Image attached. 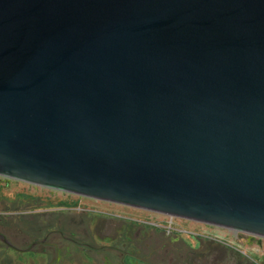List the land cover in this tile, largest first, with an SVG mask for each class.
I'll return each instance as SVG.
<instances>
[{
    "label": "water",
    "instance_id": "water-1",
    "mask_svg": "<svg viewBox=\"0 0 264 264\" xmlns=\"http://www.w3.org/2000/svg\"><path fill=\"white\" fill-rule=\"evenodd\" d=\"M0 175L264 237V0H0Z\"/></svg>",
    "mask_w": 264,
    "mask_h": 264
},
{
    "label": "flooded vegetation",
    "instance_id": "flooded-vegetation-1",
    "mask_svg": "<svg viewBox=\"0 0 264 264\" xmlns=\"http://www.w3.org/2000/svg\"><path fill=\"white\" fill-rule=\"evenodd\" d=\"M3 203V209H0V264H127L126 256L136 264H204L212 254L208 249L226 242L198 226L217 228L234 236L239 233L257 236L142 208L139 209L154 214L144 218L134 215L130 219L109 218L101 213L91 215V211L76 209L73 203L46 207V210L71 213L64 214V221L58 218L54 223L46 215V210L40 213H30V208L20 211V207L39 204L35 198L17 200L12 192L10 198H0V204ZM74 209L75 212L83 210L85 220L84 215H74ZM157 214L169 219H163L165 223L160 220L156 223L152 219ZM174 218L198 226L177 225ZM3 238L19 249L8 245ZM24 251H31L32 256L20 258L19 253Z\"/></svg>",
    "mask_w": 264,
    "mask_h": 264
},
{
    "label": "rangeland",
    "instance_id": "rangeland-1",
    "mask_svg": "<svg viewBox=\"0 0 264 264\" xmlns=\"http://www.w3.org/2000/svg\"><path fill=\"white\" fill-rule=\"evenodd\" d=\"M12 192L14 193L17 200L25 201L27 198L32 197L39 201V204L35 203L33 205H29V207L23 206L19 208L20 211H25L30 208L28 210L30 213L36 211L42 212L47 209L46 207L50 206H62L67 205L68 203H73L76 209H87L92 212L91 215L93 213H101L108 215L109 218L130 219L134 215L144 218L145 216L154 214L140 210L137 207L128 206L121 203L101 201L87 196H79L78 194L59 189L39 186L22 180L1 177L0 198H10V194ZM2 205H4V203L0 204V209H3L1 208ZM45 213L54 223L58 218H60L61 221H64L66 219L63 217L64 214H71L70 212H60L59 209H48L45 211ZM72 213L78 216L84 215L85 220V213L83 210L75 212L74 209L72 210ZM24 218L26 217L24 216ZM163 219H169V217H164L157 214L154 215L152 220L156 223H158L159 220L163 221L162 223H165ZM173 222L177 225L178 223H181L185 226H198L194 222L185 221L178 218H174ZM83 224H86V222H83ZM114 224L116 225V223ZM198 227L202 228L201 230H205V232L213 234L217 238L224 240L223 242H226V244L230 245L228 247V245L222 244L221 246H217L215 248H209L208 250L212 254L205 259L204 264H264V237L245 235L244 233H239L237 236H234L232 234L226 233L224 230H219L217 228L215 229L212 227H205L203 225ZM239 243H242V245H234ZM193 249L195 250V246H193ZM19 254L20 258L23 259L32 256L31 251L20 252ZM126 263L136 264L137 262H134L132 259L126 256Z\"/></svg>",
    "mask_w": 264,
    "mask_h": 264
},
{
    "label": "built area",
    "instance_id": "built-area-1",
    "mask_svg": "<svg viewBox=\"0 0 264 264\" xmlns=\"http://www.w3.org/2000/svg\"><path fill=\"white\" fill-rule=\"evenodd\" d=\"M171 217V216H170Z\"/></svg>",
    "mask_w": 264,
    "mask_h": 264
}]
</instances>
